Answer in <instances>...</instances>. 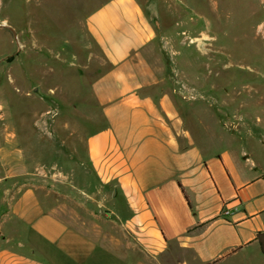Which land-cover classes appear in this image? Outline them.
<instances>
[{"label":"crops","instance_id":"obj_1","mask_svg":"<svg viewBox=\"0 0 264 264\" xmlns=\"http://www.w3.org/2000/svg\"><path fill=\"white\" fill-rule=\"evenodd\" d=\"M146 3L106 0L88 15L109 64L91 86L102 124L67 174L57 161L31 171L0 85V264H138L136 248L163 263L176 246L198 264L264 255V164L194 138L150 59L159 31Z\"/></svg>","mask_w":264,"mask_h":264},{"label":"rangeland","instance_id":"obj_2","mask_svg":"<svg viewBox=\"0 0 264 264\" xmlns=\"http://www.w3.org/2000/svg\"><path fill=\"white\" fill-rule=\"evenodd\" d=\"M104 1L0 0V85L32 172L50 175L57 161L67 174L102 124L91 86L109 64L87 18ZM146 4L159 31L150 59L194 138L205 151L247 150L264 164V0ZM101 193L105 212L112 194ZM133 254L138 264H198L178 246L163 263ZM261 255L236 264H264Z\"/></svg>","mask_w":264,"mask_h":264},{"label":"water","instance_id":"obj_3","mask_svg":"<svg viewBox=\"0 0 264 264\" xmlns=\"http://www.w3.org/2000/svg\"><path fill=\"white\" fill-rule=\"evenodd\" d=\"M258 239L261 243L262 251L264 252V232L258 233Z\"/></svg>","mask_w":264,"mask_h":264},{"label":"trees","instance_id":"obj_4","mask_svg":"<svg viewBox=\"0 0 264 264\" xmlns=\"http://www.w3.org/2000/svg\"><path fill=\"white\" fill-rule=\"evenodd\" d=\"M183 190L185 191V189L183 188ZM200 226H196V227H194L193 229H190L189 231H192V230H194V229H197V228H199Z\"/></svg>","mask_w":264,"mask_h":264},{"label":"built area","instance_id":"obj_5","mask_svg":"<svg viewBox=\"0 0 264 264\" xmlns=\"http://www.w3.org/2000/svg\"><path fill=\"white\" fill-rule=\"evenodd\" d=\"M226 213H230V211L229 210H226Z\"/></svg>","mask_w":264,"mask_h":264}]
</instances>
